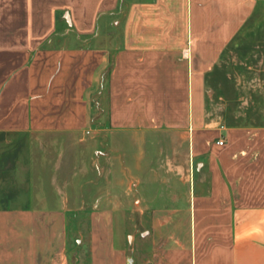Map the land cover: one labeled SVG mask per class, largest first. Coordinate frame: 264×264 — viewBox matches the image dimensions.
<instances>
[{"label":"crops","instance_id":"crops-1","mask_svg":"<svg viewBox=\"0 0 264 264\" xmlns=\"http://www.w3.org/2000/svg\"><path fill=\"white\" fill-rule=\"evenodd\" d=\"M262 18L264 0H0V134L89 135L105 111L124 151L113 166L150 136L180 134L197 167L182 234L138 239L136 209L99 200L77 256L75 211L39 189L0 206V264H264V113L240 124L209 107L227 50Z\"/></svg>","mask_w":264,"mask_h":264},{"label":"rangeland","instance_id":"rangeland-1","mask_svg":"<svg viewBox=\"0 0 264 264\" xmlns=\"http://www.w3.org/2000/svg\"><path fill=\"white\" fill-rule=\"evenodd\" d=\"M263 33L264 18L243 29L224 56L217 77L219 85L210 87L209 107L214 113L227 114L229 122L250 124L263 120ZM254 44L259 46L254 48ZM238 113L242 117H236ZM95 115V130L89 135L0 134V206H26L30 200H38L30 197L33 190H45L46 200L51 202L61 195L75 211L68 215L70 247L78 248L77 256L83 257H87L88 251L77 239L86 236L88 211L99 200L116 207H129L128 212L136 209L127 216L138 230V239L149 235L151 230L164 237L167 225L170 231L182 234L189 221L182 194L187 190L186 179L190 175L192 180L197 171L196 165H189L184 136H150L144 149L130 146V154H126L131 161L129 165L124 162L113 166L112 162L118 155L123 156L124 151L113 143L105 111L100 115L96 110ZM140 158L143 166H136ZM124 170L131 175V181L124 179ZM127 191L132 196L125 198ZM172 196L176 197L175 202ZM137 258L140 261L142 257Z\"/></svg>","mask_w":264,"mask_h":264},{"label":"built area","instance_id":"built-area-1","mask_svg":"<svg viewBox=\"0 0 264 264\" xmlns=\"http://www.w3.org/2000/svg\"><path fill=\"white\" fill-rule=\"evenodd\" d=\"M217 143L223 145L224 144V139H220Z\"/></svg>","mask_w":264,"mask_h":264}]
</instances>
